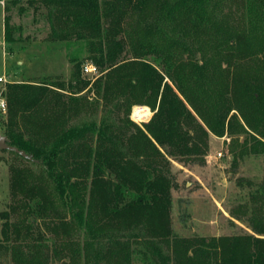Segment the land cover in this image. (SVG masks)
I'll list each match as a JSON object with an SVG mask.
<instances>
[{"label": "trees", "instance_id": "16d2710c", "mask_svg": "<svg viewBox=\"0 0 264 264\" xmlns=\"http://www.w3.org/2000/svg\"><path fill=\"white\" fill-rule=\"evenodd\" d=\"M219 2L28 0L44 8L47 38L83 43L98 73L90 83L72 57L67 82H5L0 133L30 158L9 151L0 255L12 264H264V182L242 204L250 232L188 238L170 223L171 158L200 153L209 134L238 143L234 162L264 154V0H240L233 23L214 13ZM3 29L14 41L7 14ZM136 105L152 116L135 123Z\"/></svg>", "mask_w": 264, "mask_h": 264}, {"label": "rangeland", "instance_id": "374dc122", "mask_svg": "<svg viewBox=\"0 0 264 264\" xmlns=\"http://www.w3.org/2000/svg\"><path fill=\"white\" fill-rule=\"evenodd\" d=\"M217 6L214 13L217 16L230 14L231 23L236 22L243 11L240 0H220ZM34 7L28 0H4L0 6V75L4 73L6 78V81L0 82V99L6 98L3 91L7 81L55 77L67 82L73 65L70 58L84 60V63L91 62L84 58L83 43L49 40L44 8L41 5ZM1 10L9 16L14 38L12 42L4 41ZM80 76L89 79L91 83L97 74L90 75L81 70ZM142 106L147 108V115L140 119L133 118L132 107L130 119L135 123L147 121L153 114L151 108ZM97 109L99 118L102 111ZM4 114L5 109L0 110V116ZM232 146L237 147L238 143L232 142L226 134L220 137L209 134L207 145L200 153L191 154L181 161L179 158H171L169 174L173 185L170 223L175 235L189 238L251 231L244 220L247 214L242 204L247 202L248 194L254 190L255 185L264 182V154L247 152L234 162L230 151ZM9 151L13 150L0 148V212L8 207L11 200L8 195V175L12 154ZM234 212L242 219L233 217L231 214ZM10 258L9 253L1 254L0 264H12ZM55 262L59 263L58 260Z\"/></svg>", "mask_w": 264, "mask_h": 264}, {"label": "built area", "instance_id": "2783aa9c", "mask_svg": "<svg viewBox=\"0 0 264 264\" xmlns=\"http://www.w3.org/2000/svg\"><path fill=\"white\" fill-rule=\"evenodd\" d=\"M0 4H3V0H1ZM82 71L85 73H89L90 75H96L98 70L96 66L91 62H85L82 66ZM6 81L4 77L0 76V82ZM5 109V99H0V110L4 111Z\"/></svg>", "mask_w": 264, "mask_h": 264}, {"label": "water", "instance_id": "95a60500", "mask_svg": "<svg viewBox=\"0 0 264 264\" xmlns=\"http://www.w3.org/2000/svg\"><path fill=\"white\" fill-rule=\"evenodd\" d=\"M0 148L1 149L7 148L19 153L20 155H23L24 157L30 158V155H28L23 149L19 150L16 146L8 144L6 142L5 135L3 136L1 133H0Z\"/></svg>", "mask_w": 264, "mask_h": 264}, {"label": "bare ground", "instance_id": "6f19581e", "mask_svg": "<svg viewBox=\"0 0 264 264\" xmlns=\"http://www.w3.org/2000/svg\"><path fill=\"white\" fill-rule=\"evenodd\" d=\"M147 115V108L142 105H136L133 107L132 116L135 119L145 118Z\"/></svg>", "mask_w": 264, "mask_h": 264}, {"label": "crops", "instance_id": "0c3cea01", "mask_svg": "<svg viewBox=\"0 0 264 264\" xmlns=\"http://www.w3.org/2000/svg\"><path fill=\"white\" fill-rule=\"evenodd\" d=\"M0 2H1V0H0ZM3 2H4V0H3ZM2 4H0V6H1ZM3 10V9H2ZM2 10H1V18L3 19V16H4V12H2ZM1 28L3 29V22H2V24H1ZM3 35H4V29H3ZM5 41V40H4ZM4 49V48H3ZM6 49V48H5ZM1 77H4L5 78V76H4V73H3V75H0ZM6 79V78H5Z\"/></svg>", "mask_w": 264, "mask_h": 264}]
</instances>
